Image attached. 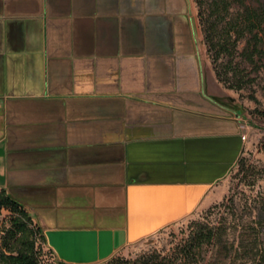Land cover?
<instances>
[{
  "label": "crops",
  "instance_id": "1",
  "mask_svg": "<svg viewBox=\"0 0 264 264\" xmlns=\"http://www.w3.org/2000/svg\"><path fill=\"white\" fill-rule=\"evenodd\" d=\"M213 86L189 0H0V191L59 262L105 260L229 172Z\"/></svg>",
  "mask_w": 264,
  "mask_h": 264
},
{
  "label": "rangeland",
  "instance_id": "2",
  "mask_svg": "<svg viewBox=\"0 0 264 264\" xmlns=\"http://www.w3.org/2000/svg\"><path fill=\"white\" fill-rule=\"evenodd\" d=\"M189 8L213 89L238 114L240 152L203 205L91 264H131L152 252L169 253L199 224L220 234L218 243L205 248L203 264H218L216 246L228 248L231 241L264 247V0H189ZM11 216L0 207V235ZM30 228L36 263L65 264L54 257L32 221Z\"/></svg>",
  "mask_w": 264,
  "mask_h": 264
},
{
  "label": "trees",
  "instance_id": "3",
  "mask_svg": "<svg viewBox=\"0 0 264 264\" xmlns=\"http://www.w3.org/2000/svg\"><path fill=\"white\" fill-rule=\"evenodd\" d=\"M0 207L12 213L9 226L0 235V264H37L33 243L29 238L33 233L29 215L2 190ZM219 239L220 234L215 227L195 225L171 252H152L131 264H203L205 248L215 245ZM13 243L15 245L11 246ZM229 244L228 248L216 246L215 254L221 257L218 264H264V247L261 244L243 242L241 239ZM252 251L254 256L250 255Z\"/></svg>",
  "mask_w": 264,
  "mask_h": 264
}]
</instances>
